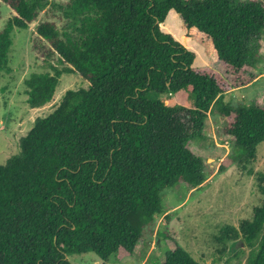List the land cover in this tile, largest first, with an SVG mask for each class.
<instances>
[{
	"label": "trees",
	"instance_id": "1",
	"mask_svg": "<svg viewBox=\"0 0 264 264\" xmlns=\"http://www.w3.org/2000/svg\"><path fill=\"white\" fill-rule=\"evenodd\" d=\"M0 3L11 13L0 31L1 75L9 71L12 31L33 25L48 1ZM56 8L64 30L36 26L33 49L50 73L25 80L26 103H49L63 74L88 86L66 91L0 165V264H71L68 256L87 253L108 264L132 255L163 213V192L205 182L190 145L213 106L224 118L222 135L245 160L264 142V103L223 102L245 76L255 78L260 0H69ZM170 10L211 43L209 66L193 67L194 53L161 30ZM185 94L189 109L165 102ZM262 180L251 220L222 234L248 247L246 264H264ZM161 264L199 263L175 246Z\"/></svg>",
	"mask_w": 264,
	"mask_h": 264
},
{
	"label": "rangeland",
	"instance_id": "2",
	"mask_svg": "<svg viewBox=\"0 0 264 264\" xmlns=\"http://www.w3.org/2000/svg\"><path fill=\"white\" fill-rule=\"evenodd\" d=\"M47 1L48 5L33 25L28 29L14 28L11 34L9 71L0 75V165L19 152V140L29 132L37 118L45 117L57 108L66 91L88 86V82L77 74H63L49 103L34 109L26 103L25 80L34 73H50L45 61L33 49L36 26L48 21L63 31L66 23L56 6L69 0ZM260 1L264 3V0ZM10 17V11L0 3V31ZM163 25L166 29L171 20L166 18ZM198 38V46L206 47L204 39ZM257 42L258 62L250 70L254 80L249 81L245 76L242 86L224 94L225 104L264 103V33ZM199 55L203 56L202 53ZM51 63L56 64V58ZM165 102L191 108L186 94ZM224 124V118L213 106L203 136L190 145L203 163L205 182L195 188L181 184L166 189L161 199L163 213L155 216L153 226L144 232L135 252L118 256L116 263L108 264H161L164 254L175 246L183 248L199 264H246L248 247L239 241L225 240L222 234L226 227L238 230L243 221L251 220L253 210L261 204L259 185L260 179L264 184V142L258 146L255 158L247 161L222 135ZM68 260L71 264H105L93 253L68 256Z\"/></svg>",
	"mask_w": 264,
	"mask_h": 264
},
{
	"label": "crops",
	"instance_id": "3",
	"mask_svg": "<svg viewBox=\"0 0 264 264\" xmlns=\"http://www.w3.org/2000/svg\"><path fill=\"white\" fill-rule=\"evenodd\" d=\"M173 12V10H170L166 16V18L171 20V25L164 29V25L162 23L160 25L161 30L172 35L176 41L180 42L184 47L194 53L195 58L192 65L193 67L197 68L200 66H209V64H211L216 57L211 43L205 37L199 34L196 29L187 30L178 15H175L176 13L174 14ZM198 37H201V40L202 38L204 39V44H206V47L201 48L198 46L197 39H200ZM199 53H202L203 56H200Z\"/></svg>",
	"mask_w": 264,
	"mask_h": 264
}]
</instances>
